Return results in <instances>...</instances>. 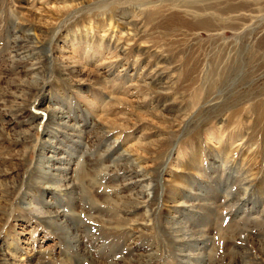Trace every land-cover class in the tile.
Returning <instances> with one entry per match:
<instances>
[{
    "label": "rangeland",
    "instance_id": "374dc122",
    "mask_svg": "<svg viewBox=\"0 0 264 264\" xmlns=\"http://www.w3.org/2000/svg\"><path fill=\"white\" fill-rule=\"evenodd\" d=\"M0 264H264V0H0Z\"/></svg>",
    "mask_w": 264,
    "mask_h": 264
},
{
    "label": "bare ground",
    "instance_id": "6f19581e",
    "mask_svg": "<svg viewBox=\"0 0 264 264\" xmlns=\"http://www.w3.org/2000/svg\"><path fill=\"white\" fill-rule=\"evenodd\" d=\"M121 49V48H120ZM64 61H65V63H67L70 67H73L74 65L72 64L73 63V60L72 59H70L69 57H67V58H65L64 59ZM103 63H108L107 61H104ZM110 63V62H109ZM108 63V65H110ZM102 64V63H101ZM157 68H158V71L160 70V68L158 67V66H156ZM155 67V68H156ZM161 67V66H160ZM164 67V66H163ZM32 68V67H31ZM156 68V69H157ZM153 70V69H152ZM150 72V71H149ZM163 72V71H162ZM155 73H157L156 71H153L152 72V75H151V82H154V80H155V78L157 77V74H155ZM155 84H157V83H155Z\"/></svg>",
    "mask_w": 264,
    "mask_h": 264
}]
</instances>
